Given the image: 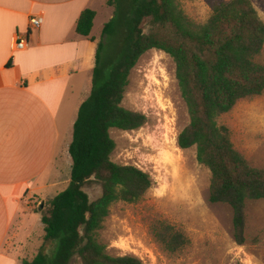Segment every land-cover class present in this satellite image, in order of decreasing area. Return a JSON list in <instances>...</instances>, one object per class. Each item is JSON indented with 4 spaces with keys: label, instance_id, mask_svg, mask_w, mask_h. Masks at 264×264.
<instances>
[{
    "label": "trees",
    "instance_id": "trees-1",
    "mask_svg": "<svg viewBox=\"0 0 264 264\" xmlns=\"http://www.w3.org/2000/svg\"><path fill=\"white\" fill-rule=\"evenodd\" d=\"M182 1L192 0H106L112 17L96 45L91 92L73 124L70 179L45 209L39 207L43 242L21 264H143L133 255L110 256L99 234L114 204H138L152 187L147 173L111 160L110 136L112 129L129 132L146 124L145 115L122 103L131 71L151 50L165 53L175 65L189 119L177 146L195 148L197 162L210 173L209 202L230 207L233 240L246 244V207L264 200V169L250 164L216 119L264 94V21L249 0H213L210 16L199 23L185 14ZM95 16L94 10L82 11L75 29L91 42ZM93 187L99 189L95 198L88 193ZM153 238L168 254L189 245L183 233L161 221ZM54 242L50 258L46 247Z\"/></svg>",
    "mask_w": 264,
    "mask_h": 264
},
{
    "label": "rangeland",
    "instance_id": "rangeland-1",
    "mask_svg": "<svg viewBox=\"0 0 264 264\" xmlns=\"http://www.w3.org/2000/svg\"><path fill=\"white\" fill-rule=\"evenodd\" d=\"M212 1H182L181 7L190 19L203 23L211 14ZM249 1L264 21V0ZM98 5L102 15L94 20L92 29L97 43L112 17L106 0ZM94 64L93 60L92 68ZM122 104L145 115L146 124L129 132L110 130L115 142L111 160L147 173L152 187L138 204L117 203L111 207L99 234L107 253L113 257L133 255L143 264H264V200L247 203L246 244L236 245L230 207L209 202V170L197 162L195 148L182 150L177 146V136L189 119L172 59L161 51L146 52L131 71ZM216 124L229 130L234 147L250 164L264 169V94L239 102L231 112L218 117ZM66 155L64 159L71 162ZM56 186L46 190L45 197L66 189L64 183ZM88 193L95 198L99 189L93 187ZM30 200L34 213L26 224L31 231L29 241L14 228L4 246V252L17 257L19 264L23 259L30 260L42 245L44 233L38 210L41 204L45 209L51 199ZM158 221L183 233L189 245L176 254L163 252L153 238ZM56 245L54 242L46 247L50 258Z\"/></svg>",
    "mask_w": 264,
    "mask_h": 264
},
{
    "label": "crops",
    "instance_id": "crops-1",
    "mask_svg": "<svg viewBox=\"0 0 264 264\" xmlns=\"http://www.w3.org/2000/svg\"><path fill=\"white\" fill-rule=\"evenodd\" d=\"M100 1L0 0V264H19L4 246L14 228L31 236L30 199L44 202L55 195L46 190L68 185L64 157L91 92L97 43L92 30L94 42L75 29L82 11L102 15ZM31 16L42 18L39 29L29 28ZM16 35L26 36L25 49H16Z\"/></svg>",
    "mask_w": 264,
    "mask_h": 264
},
{
    "label": "built area",
    "instance_id": "built-area-1",
    "mask_svg": "<svg viewBox=\"0 0 264 264\" xmlns=\"http://www.w3.org/2000/svg\"><path fill=\"white\" fill-rule=\"evenodd\" d=\"M42 18L40 16H31L29 18V28L32 30H37L42 25ZM27 38L26 36L16 35L15 47L18 50H23L27 47Z\"/></svg>",
    "mask_w": 264,
    "mask_h": 264
},
{
    "label": "water",
    "instance_id": "water-1",
    "mask_svg": "<svg viewBox=\"0 0 264 264\" xmlns=\"http://www.w3.org/2000/svg\"><path fill=\"white\" fill-rule=\"evenodd\" d=\"M43 207V204H41V208Z\"/></svg>",
    "mask_w": 264,
    "mask_h": 264
}]
</instances>
